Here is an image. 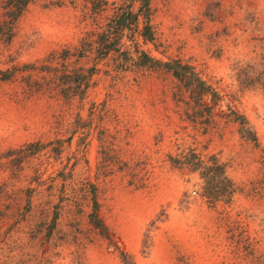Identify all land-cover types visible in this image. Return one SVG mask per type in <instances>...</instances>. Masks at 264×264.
<instances>
[{
    "label": "rangeland",
    "instance_id": "obj_1",
    "mask_svg": "<svg viewBox=\"0 0 264 264\" xmlns=\"http://www.w3.org/2000/svg\"><path fill=\"white\" fill-rule=\"evenodd\" d=\"M16 11L0 0V264H264V0Z\"/></svg>",
    "mask_w": 264,
    "mask_h": 264
},
{
    "label": "trees",
    "instance_id": "obj_2",
    "mask_svg": "<svg viewBox=\"0 0 264 264\" xmlns=\"http://www.w3.org/2000/svg\"><path fill=\"white\" fill-rule=\"evenodd\" d=\"M10 1L11 4L14 6V8L17 10L14 15V18L18 16L23 6L28 2V0H10ZM167 65L170 66L169 63H167ZM175 66H177V69L186 68V65H177V63H175ZM239 119L242 120V128H241L242 133L243 134L251 133L252 137L255 140L256 139L255 133L249 127V123L246 117L241 115ZM192 168L193 170L199 172L200 177L203 179L205 184H207V188L209 190L208 195H206L207 197L213 196V194L218 197H228L231 194L232 189L230 185L222 183V181L227 180V178L224 176L225 174H224L223 166L216 160L215 157H207V159L198 158L195 160V162H193ZM215 180L220 181V183L222 184L220 186L215 185L214 184ZM92 216H93L92 220H94L95 223L99 222L96 211H95V215L93 214ZM120 255L124 257L126 255L125 251H120Z\"/></svg>",
    "mask_w": 264,
    "mask_h": 264
}]
</instances>
